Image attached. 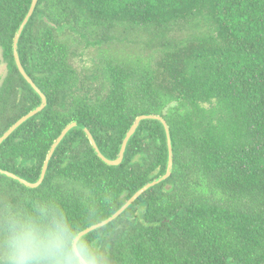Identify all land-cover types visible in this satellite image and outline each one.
I'll use <instances>...</instances> for the list:
<instances>
[{"label":"trees","instance_id":"1","mask_svg":"<svg viewBox=\"0 0 264 264\" xmlns=\"http://www.w3.org/2000/svg\"><path fill=\"white\" fill-rule=\"evenodd\" d=\"M31 1L0 0V135L41 102L12 50ZM18 51L47 105L1 143L0 168L35 181L71 121L109 158L139 114L170 128L171 176L78 243L106 264H264V0H38ZM167 158L158 120L140 122L117 166L74 127L38 187L0 174V232L44 209L74 238L163 174Z\"/></svg>","mask_w":264,"mask_h":264},{"label":"clouds","instance_id":"2","mask_svg":"<svg viewBox=\"0 0 264 264\" xmlns=\"http://www.w3.org/2000/svg\"><path fill=\"white\" fill-rule=\"evenodd\" d=\"M0 264H106L91 242L74 243L66 219L39 209L13 215L0 232Z\"/></svg>","mask_w":264,"mask_h":264},{"label":"water","instance_id":"3","mask_svg":"<svg viewBox=\"0 0 264 264\" xmlns=\"http://www.w3.org/2000/svg\"><path fill=\"white\" fill-rule=\"evenodd\" d=\"M38 0H32L31 4L28 8L27 13L25 14L24 18L22 19L21 23L19 24L16 34L14 36L13 39V44H12V50H13V56H14V60H15V64L17 66V69L19 70L20 74L23 76V78L27 81V83L34 89V91L39 95L41 102L39 105H37L36 107H34L33 109H31L30 111H28L27 113H25L24 115H22L21 117H19L14 123H12L1 135H0V145L1 143L6 140L20 125H22L25 121H27L29 118H31L32 116L36 115L37 113H39L40 111H42L45 106L47 105V96L46 94L36 85V83L34 82V80L32 79V77L27 73V71L25 70L21 59H20V55H19V51H18V44H19V39L20 36L26 26V24L28 23L29 19L32 17L36 5H37ZM146 119H153V120H158L161 122V124L163 125L164 128V132L166 135V143H167V149H168V158H167V165H166V170L163 174L157 176L156 178L146 182L144 185H142L140 188H138L118 209H116L111 215H109L108 217L104 218L103 220L94 223L84 229H82L80 232H78L75 237L73 238V242L74 243H78L79 240L85 236L86 234L90 233L91 231L100 228L106 224H108L109 222H111L112 220L116 219L119 215H121L134 201H136L146 190L152 188L153 186L165 181L166 179H168L173 171V146H172V138H171V132H170V128L169 125L166 121V119L160 115V114H156V113H143V114H139L138 116H136V118L134 119V121L132 122V124L130 125V127L128 128L120 149H119V153L115 158H109L106 155H104L102 153V151L100 150L99 146L97 145V142L93 136V134L90 132V130L88 129V127L78 121H71L69 122L60 132V134L56 137V139L53 141V143L51 144L48 153L46 155V158L44 160L43 166L41 168L39 177L35 180V181H29L25 178H23L22 176H19L18 174L7 170V169H3L0 168V174H3L7 177H10L18 182H20L21 184L30 187V188H36L38 187L44 180L45 175L47 173V169H48V164L49 161L51 159V157L53 156L57 146L60 144V142L64 139V137L67 135V133L74 127H80L83 129V131L86 133L93 149L95 150L96 154L98 155V157L106 164L108 165H113V166H117L119 164L122 163L123 158H124V154H125V150L127 147V144L130 140V138L135 134L140 122L142 120H146ZM232 264H243V263H232Z\"/></svg>","mask_w":264,"mask_h":264},{"label":"rangeland","instance_id":"4","mask_svg":"<svg viewBox=\"0 0 264 264\" xmlns=\"http://www.w3.org/2000/svg\"><path fill=\"white\" fill-rule=\"evenodd\" d=\"M77 64L81 66H88L90 64V60L86 56H83L82 58L77 60ZM5 73H6V63L3 61L2 54L0 51V84Z\"/></svg>","mask_w":264,"mask_h":264}]
</instances>
